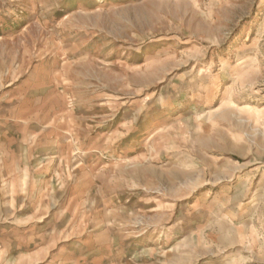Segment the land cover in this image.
Masks as SVG:
<instances>
[{"label": "rangeland", "instance_id": "rangeland-1", "mask_svg": "<svg viewBox=\"0 0 264 264\" xmlns=\"http://www.w3.org/2000/svg\"><path fill=\"white\" fill-rule=\"evenodd\" d=\"M0 264H264V0H0Z\"/></svg>", "mask_w": 264, "mask_h": 264}]
</instances>
